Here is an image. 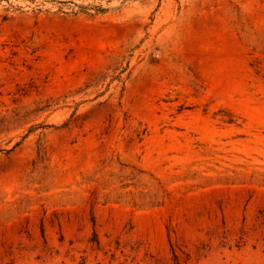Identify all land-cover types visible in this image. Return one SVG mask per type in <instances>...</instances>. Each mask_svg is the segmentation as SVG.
Masks as SVG:
<instances>
[{
    "label": "rangeland",
    "instance_id": "374dc122",
    "mask_svg": "<svg viewBox=\"0 0 264 264\" xmlns=\"http://www.w3.org/2000/svg\"><path fill=\"white\" fill-rule=\"evenodd\" d=\"M0 264H264V0H0Z\"/></svg>",
    "mask_w": 264,
    "mask_h": 264
},
{
    "label": "trees",
    "instance_id": "16d2710c",
    "mask_svg": "<svg viewBox=\"0 0 264 264\" xmlns=\"http://www.w3.org/2000/svg\"><path fill=\"white\" fill-rule=\"evenodd\" d=\"M96 11V13H99V12H104L107 10V8L105 7H102V5H93V7Z\"/></svg>",
    "mask_w": 264,
    "mask_h": 264
}]
</instances>
